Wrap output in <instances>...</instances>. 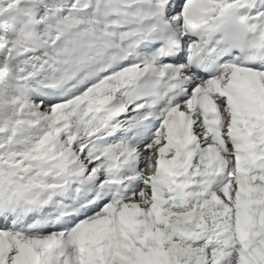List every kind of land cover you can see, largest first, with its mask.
Listing matches in <instances>:
<instances>
[{
    "label": "snow or ice",
    "instance_id": "obj_1",
    "mask_svg": "<svg viewBox=\"0 0 264 264\" xmlns=\"http://www.w3.org/2000/svg\"><path fill=\"white\" fill-rule=\"evenodd\" d=\"M0 264H264V0H0Z\"/></svg>",
    "mask_w": 264,
    "mask_h": 264
}]
</instances>
